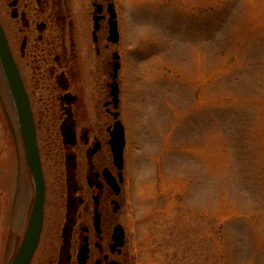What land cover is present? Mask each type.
I'll use <instances>...</instances> for the list:
<instances>
[{
	"label": "rangeland",
	"instance_id": "rangeland-1",
	"mask_svg": "<svg viewBox=\"0 0 264 264\" xmlns=\"http://www.w3.org/2000/svg\"><path fill=\"white\" fill-rule=\"evenodd\" d=\"M112 1L137 264H264V0Z\"/></svg>",
	"mask_w": 264,
	"mask_h": 264
},
{
	"label": "flooded vegetation",
	"instance_id": "flooded-vegetation-1",
	"mask_svg": "<svg viewBox=\"0 0 264 264\" xmlns=\"http://www.w3.org/2000/svg\"><path fill=\"white\" fill-rule=\"evenodd\" d=\"M75 1L0 0V25L28 99L45 183L29 264H137L120 220L129 181L125 149L120 170L110 145L115 122L123 124L122 63L108 41L113 1L90 0L87 8ZM33 198L18 112L0 64V264L15 258Z\"/></svg>",
	"mask_w": 264,
	"mask_h": 264
},
{
	"label": "water",
	"instance_id": "water-1",
	"mask_svg": "<svg viewBox=\"0 0 264 264\" xmlns=\"http://www.w3.org/2000/svg\"><path fill=\"white\" fill-rule=\"evenodd\" d=\"M108 9L111 13L109 19V24H110L109 40H111L112 42H116L118 41L117 23L115 19L116 14L113 11V9L110 8ZM100 11L101 8L99 6V8L97 7L96 12L98 13ZM97 21H98V17H95L94 18L95 30L98 29ZM114 57L116 58L117 55L115 54ZM0 63L7 78L11 95L13 97L18 112L23 139L26 147L28 166L34 184V199L28 220L26 235L15 255V258L11 263V264H28L33 254V251L36 247L42 226L44 190H45L44 180L38 158L34 125L28 106V100L25 91L22 87V84L20 82L17 69L9 53L1 26H0ZM117 67L118 64L114 63L115 70L117 69ZM111 93L113 94L115 100L117 97L116 95L117 90L115 89L114 85ZM124 143H125L124 129L122 124L119 121H117L115 123V128L112 133V139L110 141V144L114 153V162L118 166V168H121L123 163ZM95 219H97L96 215H95ZM115 235L118 238H121L122 234L120 231V227L119 229L115 230Z\"/></svg>",
	"mask_w": 264,
	"mask_h": 264
}]
</instances>
